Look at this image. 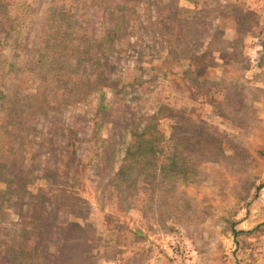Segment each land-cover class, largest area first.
I'll return each mask as SVG.
<instances>
[{
	"label": "rangeland",
	"instance_id": "374dc122",
	"mask_svg": "<svg viewBox=\"0 0 264 264\" xmlns=\"http://www.w3.org/2000/svg\"><path fill=\"white\" fill-rule=\"evenodd\" d=\"M49 41L60 67L41 65ZM97 45L115 83L95 90ZM0 65V154L35 109L20 98L74 107L68 182L86 204L64 220L85 264H264V0H0ZM19 202L0 198L10 222ZM4 217L2 256L16 248ZM30 235L15 244L39 256Z\"/></svg>",
	"mask_w": 264,
	"mask_h": 264
},
{
	"label": "trees",
	"instance_id": "16d2710c",
	"mask_svg": "<svg viewBox=\"0 0 264 264\" xmlns=\"http://www.w3.org/2000/svg\"><path fill=\"white\" fill-rule=\"evenodd\" d=\"M48 38L51 39V37ZM50 41L47 44L49 46L51 45ZM96 48L97 54L100 52V58L96 59L98 65L95 64V60L87 61L95 64L97 69L102 67L99 69L101 71L95 77H90V80H85L82 86L95 90L107 85L114 86L115 81L106 77L107 70L104 69L106 66L112 68L111 61H105L100 45H97ZM61 50L63 48H58L55 45L50 46L47 53L41 56V65L45 64V58L48 60L46 57L48 55L52 59L50 66L57 68L61 61L57 62L55 55H58ZM102 60L105 64H102ZM39 63L40 61L37 66ZM0 67L2 68L1 65ZM81 81L82 78H79L78 83L81 84ZM68 82L69 80H65L64 84ZM82 86L80 85V87ZM0 95L1 108L5 105L6 98L4 100L1 93ZM79 95H82L81 90H77L75 94V96ZM57 97L58 93L51 91L48 96L44 97L45 101H41L39 97L28 101L20 98L22 103L33 104L35 109L28 113L26 118H21L15 124V128L21 127L20 131L17 130V133L13 134L18 140H21L20 144L15 148H10V145L13 144L10 142L5 151L0 154V182L5 181V178L8 181L7 190H0V198L5 203L10 195L17 194L20 201L17 206V221L10 222L7 218L9 214L0 207V213L6 216L4 222H7V226L10 225L8 229L10 236L12 233L13 242L16 246L13 252L9 253L8 251L4 256L0 252V258L4 262L7 260L6 262L11 261L14 264H85L86 261L80 256H75L70 248L71 241L75 238L74 232L77 225L73 226L64 220L69 215H81L86 204V201L73 191V185L68 182L73 164L77 159L75 149L79 148L73 143L72 134H65L66 131L70 130L67 112L74 107L69 104L71 102L68 103L63 98L59 100L60 98ZM73 101L78 103V100L74 98ZM63 105L66 106L61 107ZM74 105L76 106V104ZM96 111L101 114L108 112L106 107L102 105ZM21 114L25 115V112L22 111ZM4 129L6 131V128ZM67 139L69 140L67 141ZM28 143L35 146V153L29 159L31 161L29 166L27 165L29 160L27 163L28 152L26 151ZM153 149H155L154 146ZM38 179L53 181V184L59 182L63 187L52 194L41 189L40 193L36 195L37 197L34 198L28 192L27 187ZM31 198H34L35 201H31ZM30 234L39 241L35 245L39 256L32 257L26 247L25 250L23 249L24 238L29 239ZM16 239H22L23 242L17 245L15 244Z\"/></svg>",
	"mask_w": 264,
	"mask_h": 264
}]
</instances>
